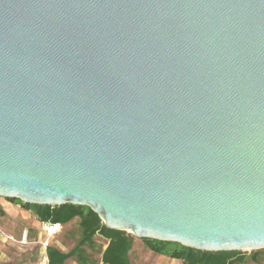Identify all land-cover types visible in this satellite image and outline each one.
I'll use <instances>...</instances> for the list:
<instances>
[{"label": "water", "instance_id": "95a60500", "mask_svg": "<svg viewBox=\"0 0 264 264\" xmlns=\"http://www.w3.org/2000/svg\"><path fill=\"white\" fill-rule=\"evenodd\" d=\"M0 196L264 248V0H0Z\"/></svg>", "mask_w": 264, "mask_h": 264}, {"label": "trees", "instance_id": "16d2710c", "mask_svg": "<svg viewBox=\"0 0 264 264\" xmlns=\"http://www.w3.org/2000/svg\"><path fill=\"white\" fill-rule=\"evenodd\" d=\"M32 211L40 221H51L66 225L73 219H79L81 236L77 244L67 253L49 246L47 248L48 264H65L70 258L78 264H131L129 252L133 246V236L124 230L107 227L100 216L89 206L64 204L61 206L23 204ZM96 235L107 243L101 252V263L92 261L85 247L94 246ZM146 246L158 254L179 259L183 264H234L242 261L243 255L238 250L207 251L182 245L177 242L144 238Z\"/></svg>", "mask_w": 264, "mask_h": 264}, {"label": "rangeland", "instance_id": "374dc122", "mask_svg": "<svg viewBox=\"0 0 264 264\" xmlns=\"http://www.w3.org/2000/svg\"><path fill=\"white\" fill-rule=\"evenodd\" d=\"M20 199H10L0 196V225L9 234L18 238L21 229L36 215L27 210ZM7 208H5V206ZM29 216V217H28ZM28 217V218H27ZM133 236V246L129 252L131 264H183L181 260L155 253L150 250L142 238ZM81 236L79 219L75 218L64 225L60 234L55 238L62 242L66 249H72ZM53 240V239H52ZM107 241L99 235L94 238V246H86V252L90 256V262L101 263V252ZM40 247L33 245L29 248H19L12 244L1 243L0 264H44L40 255ZM243 255V260L234 264H264V248L238 250ZM65 264H77L74 258H70Z\"/></svg>", "mask_w": 264, "mask_h": 264}, {"label": "crops", "instance_id": "0c3cea01", "mask_svg": "<svg viewBox=\"0 0 264 264\" xmlns=\"http://www.w3.org/2000/svg\"><path fill=\"white\" fill-rule=\"evenodd\" d=\"M4 206H5V208H7L6 205H4ZM25 230L28 232V243L22 244L21 243V237H22L23 231H25ZM59 234L60 233H58L56 236H54L52 238L53 240L52 239L50 240L49 246L56 247V248L60 249L62 252L67 253L71 249H66L65 245L62 242H60L59 240H55V238ZM44 239H45V236L41 232V221L36 216L34 218H31V220L29 222H27V225L21 229V233H20L18 238H15L13 235L9 234V232L7 230L3 229V227H1V225H0V246H1V243L2 244L8 243V244H12L14 246H17L19 248H29V247L36 244L41 248V242ZM40 252H41V249H40ZM68 260L69 259H67L65 261V263H67Z\"/></svg>", "mask_w": 264, "mask_h": 264}, {"label": "built area", "instance_id": "2783aa9c", "mask_svg": "<svg viewBox=\"0 0 264 264\" xmlns=\"http://www.w3.org/2000/svg\"><path fill=\"white\" fill-rule=\"evenodd\" d=\"M63 225L61 223H55L51 221H41V232L45 236V239L41 242V257L44 264H48L47 248L50 245V240L61 232ZM21 243H28V232L25 230L22 233Z\"/></svg>", "mask_w": 264, "mask_h": 264}]
</instances>
